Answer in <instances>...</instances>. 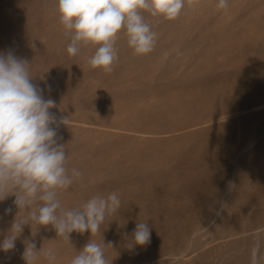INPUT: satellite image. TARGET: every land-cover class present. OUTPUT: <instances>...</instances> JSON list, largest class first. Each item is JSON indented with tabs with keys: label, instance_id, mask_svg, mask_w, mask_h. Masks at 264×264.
Listing matches in <instances>:
<instances>
[{
	"label": "rangeland",
	"instance_id": "rangeland-1",
	"mask_svg": "<svg viewBox=\"0 0 264 264\" xmlns=\"http://www.w3.org/2000/svg\"><path fill=\"white\" fill-rule=\"evenodd\" d=\"M217 3L185 0L173 20L143 12L153 51L135 54L121 29L106 73L88 63L99 45L67 53L58 0H0V52L26 60L50 111L68 118L58 142L81 175L57 191L61 206L121 201L92 236L67 240L29 219L0 264H25V241L41 249L34 264H49V249L54 264H71L90 239L109 264H251L257 243L264 264V0ZM14 200L0 201V241L43 203ZM137 223L150 242L130 247Z\"/></svg>",
	"mask_w": 264,
	"mask_h": 264
},
{
	"label": "clouds",
	"instance_id": "clouds-1",
	"mask_svg": "<svg viewBox=\"0 0 264 264\" xmlns=\"http://www.w3.org/2000/svg\"><path fill=\"white\" fill-rule=\"evenodd\" d=\"M184 4L185 0H58L60 22L70 37L67 53L76 56L84 46L99 45L88 63L111 72L118 59L115 44L121 29L135 54H149L157 33L143 12L173 20ZM228 6L229 0H218L216 4L220 10ZM28 66L12 49L0 52V201L14 195L13 203L19 209L30 208L37 201L43 203L31 211L28 219H15L8 235L0 241V251L4 252L15 249L29 219L39 226L51 225L58 237L69 240L73 232H89L91 236L98 233L107 216L121 205L118 195L112 193L106 198L94 196L71 210L61 206L57 191L67 189L81 173L73 168L69 174L65 145L58 142L57 128L61 123L66 125L68 118L58 120L50 111L55 102L45 99L44 89L32 82ZM150 236L149 224L137 223L129 246H144ZM25 245L22 258L25 264H34L41 249L37 251L35 241H25ZM105 246L90 239L71 264H109ZM259 247L257 243L252 249L251 264H257ZM43 255L54 264L56 256L51 249Z\"/></svg>",
	"mask_w": 264,
	"mask_h": 264
},
{
	"label": "bare ground",
	"instance_id": "bare-ground-1",
	"mask_svg": "<svg viewBox=\"0 0 264 264\" xmlns=\"http://www.w3.org/2000/svg\"><path fill=\"white\" fill-rule=\"evenodd\" d=\"M44 232V231H43Z\"/></svg>",
	"mask_w": 264,
	"mask_h": 264
}]
</instances>
